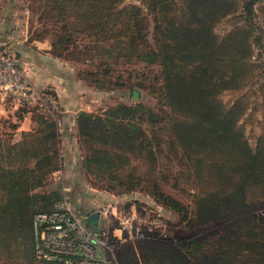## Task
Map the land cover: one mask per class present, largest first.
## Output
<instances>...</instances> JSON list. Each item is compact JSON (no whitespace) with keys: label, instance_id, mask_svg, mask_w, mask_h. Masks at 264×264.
<instances>
[{"label":"trees","instance_id":"trees-1","mask_svg":"<svg viewBox=\"0 0 264 264\" xmlns=\"http://www.w3.org/2000/svg\"><path fill=\"white\" fill-rule=\"evenodd\" d=\"M259 1L264 26V0H144L143 6L123 0L40 1L44 23L53 27L50 43L56 55L65 58L75 52L73 47L78 50L79 37L86 39L81 62L86 64L90 52L100 57L90 74L102 70L120 78L134 62L143 63L152 72L150 81L143 71L142 79L128 86L133 95L141 87L156 93L158 109L166 111L136 101L118 102L101 112L82 109L76 115L77 141L83 148L74 161L79 177H106L109 187L127 183L126 190L137 186L138 177H150L156 180L155 198L178 212L191 230L201 231L191 239H174L145 230L134 244H120L119 264H264V214L259 212L264 208V115L253 148L237 125L247 110V96L231 103L220 98L222 91L240 88L264 65L252 59L255 47L264 48V34L256 31L254 21ZM237 11L243 23L218 33L217 23ZM101 42H114L116 51L100 49ZM43 89L55 93L48 86ZM261 91L264 108V83ZM31 108L35 127L14 143L0 141V264H63L34 253L32 217L61 197L60 185L46 186L63 160L59 123ZM160 121L169 130L168 144L180 151L193 174V206L165 193L152 170L162 145L154 144L151 133ZM137 157L150 170L124 172ZM70 196L81 207L74 191ZM95 220L88 221L93 225Z\"/></svg>","mask_w":264,"mask_h":264},{"label":"rangeland","instance_id":"rangeland-1","mask_svg":"<svg viewBox=\"0 0 264 264\" xmlns=\"http://www.w3.org/2000/svg\"><path fill=\"white\" fill-rule=\"evenodd\" d=\"M40 1L41 0H0V23L3 17L6 16L10 19L7 27H11V25H13V28L18 30V32L21 31L22 33H26L28 39L39 38L37 36L40 34L43 35L41 38H46L50 41V37H53V27L50 26L49 22L44 23V21H47V16L43 13L44 9L40 5ZM143 1L144 0H123L122 3H135L143 6ZM260 4L261 1L255 3L254 5V21L257 26L256 31L264 34V31H261L264 26L258 9ZM238 13L239 11H237L236 14H229L225 16L217 23L215 30L222 34L234 25L243 23V20L239 18ZM77 39L79 41V44L77 45L79 47L78 50L73 47L75 52L66 53L65 59L73 62V65L70 67L76 77L80 81L84 82L85 85L89 84L92 86V88L89 86L92 91L87 92L88 97L84 98L86 101H81L83 106L89 101V111L101 112L118 102L131 103L140 101L146 105L152 106L154 110L166 114V111L158 109V99L156 93L152 94L148 92L147 89L141 87L136 88L137 93L136 95H133L130 86H128L130 83H136L141 80V73L143 71L148 74L146 82L148 83L150 81L152 72L147 71V69H145L146 66L143 67V63L134 62L131 66H129V68L124 70V73L120 78H118L115 74H106L102 70H100V73L98 74H90L88 71L96 67V64L100 61V57L98 56V53L90 52V54L85 57L86 64H84L83 61L81 62L80 56L83 55V48L86 46V39L79 37H77ZM101 43L103 46H99L100 49L106 48L108 53L110 51H116L114 49L115 46L113 45L115 44L114 42H108V44L105 42ZM4 45L6 44L1 45L2 48L6 47H3ZM109 48L112 49L109 51ZM7 53L13 57V54L9 51ZM67 54H70L71 56L73 55V57H66L68 56ZM252 59L264 63V48L255 47ZM18 66L21 67L19 64ZM152 66L153 65H151V67ZM129 71L130 73H128ZM96 77H98L101 82L93 80ZM116 81H125V85H120L119 83L117 84ZM263 83L264 65L257 68L255 74L240 88L226 89L220 94V98L226 103H231L240 95L247 96V110L238 119L237 125L242 128L245 138L253 148L256 144L257 136L262 130L264 108L261 85ZM161 123H163V121L154 123L153 127L155 132L151 133L154 137V144L159 143V145H162V151L157 155V157L159 156L160 158L159 164L156 165L155 156V162L152 165V170H155L154 172H156L158 179L161 181L159 183V187H161L165 193H170L179 198L184 204L193 206V194L197 192L193 174L186 161L182 158L180 151L178 149H172L168 144L170 133L168 128ZM144 125L149 130L151 129L147 122H145ZM65 144L66 142L62 144L63 149L66 147ZM77 146L78 148L75 150L78 154H81L83 152V148L80 147L78 141ZM66 151L64 150V152ZM128 164H126V166ZM129 169H135L136 172L140 173H142V171L144 172L145 169L148 171L150 170L149 166L138 157L133 159V163L130 162V165L124 168V172H128ZM70 172L68 174H70ZM135 175L138 177L137 174ZM61 179L64 184L70 187V195L71 192L74 191L75 201L81 204L80 208L83 211H99L107 202H113L117 205L119 211L134 213V215L139 217L143 222L156 220L160 225L158 227H154L152 224L149 231H155L159 235H166L174 239H179L183 236L187 239H191L194 236L201 234V231L191 230L186 225V221L180 218L178 212L161 204L155 198L157 195L154 192L153 183L156 180L154 181L153 179L152 181L150 180L152 179L150 177H138L139 183L137 186L130 190H126L125 185L127 183H114L111 187H109V180L106 177H95L91 173H84L83 177L53 178L49 175V177H47L46 188L49 190L57 185H60ZM131 179L134 181L136 177H132ZM123 180L126 182L128 179L127 177H123ZM114 181H116V179ZM259 212L264 214V208L259 209ZM98 219L103 220V216L99 214ZM105 222L104 223L107 224L106 228L110 233H112V229L117 226V222L112 218L105 219ZM99 223L100 220L96 219L93 226L97 227ZM143 236H145V232ZM121 243H117L116 245V256L117 250H119L123 243L134 244L135 242L133 240Z\"/></svg>","mask_w":264,"mask_h":264},{"label":"built area","instance_id":"built-area-1","mask_svg":"<svg viewBox=\"0 0 264 264\" xmlns=\"http://www.w3.org/2000/svg\"><path fill=\"white\" fill-rule=\"evenodd\" d=\"M7 52L0 50V92L3 97L36 107L59 123L61 109L56 94L34 87ZM60 173L61 165L50 175L58 178L62 177ZM60 190L61 197L51 209L39 210L32 217L34 253L38 258L63 264H119L115 252L117 243L141 238L152 224L154 227L160 225L156 220L143 222L134 213L121 212L115 203L107 202L98 211L104 221L98 219V215L100 225L93 227L87 214L71 199L70 187L62 179ZM108 218L117 222L112 233L106 228L105 219Z\"/></svg>","mask_w":264,"mask_h":264},{"label":"crops","instance_id":"crops-1","mask_svg":"<svg viewBox=\"0 0 264 264\" xmlns=\"http://www.w3.org/2000/svg\"><path fill=\"white\" fill-rule=\"evenodd\" d=\"M9 21L10 19L5 16L0 23V47L6 44L3 46H6L5 48L0 49L8 50L15 55L18 64L34 87L48 86L56 93L61 107L59 146L63 163L60 174L62 177H79L74 169V161L78 154L75 150L78 148L75 119L80 110H90L89 101L84 106L81 101L85 102L84 98L88 97L87 92L92 90L76 77L70 67L73 62L56 55L51 50L50 41L46 38L28 39L26 33L18 32L13 25L7 27ZM31 107L18 104L9 97H3L0 92V141L2 144L18 141L24 131L35 127V112ZM64 142L67 149L62 148ZM64 150L67 151L64 152ZM50 177H56V175L51 174Z\"/></svg>","mask_w":264,"mask_h":264},{"label":"water","instance_id":"water-1","mask_svg":"<svg viewBox=\"0 0 264 264\" xmlns=\"http://www.w3.org/2000/svg\"><path fill=\"white\" fill-rule=\"evenodd\" d=\"M98 215H99L98 211H94V212L87 215V219L91 222L94 219H97Z\"/></svg>","mask_w":264,"mask_h":264}]
</instances>
